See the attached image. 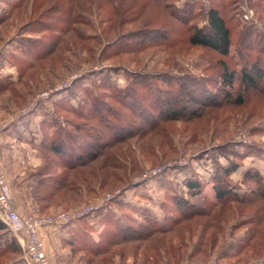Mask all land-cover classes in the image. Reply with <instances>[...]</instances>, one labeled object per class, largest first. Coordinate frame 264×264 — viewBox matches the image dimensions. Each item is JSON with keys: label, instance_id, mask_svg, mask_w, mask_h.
<instances>
[{"label": "rangeland", "instance_id": "rangeland-1", "mask_svg": "<svg viewBox=\"0 0 264 264\" xmlns=\"http://www.w3.org/2000/svg\"><path fill=\"white\" fill-rule=\"evenodd\" d=\"M190 5L196 9L181 11L179 20L176 13ZM212 5H223L226 17L231 18L232 44L226 63L240 68L245 63L240 55L248 62H264V54L252 42L264 35V0H0V158L14 207L22 218L75 214L90 208L63 226L39 230L41 252L48 264H87L95 254L94 246L116 223L138 228L148 225L145 220L151 218L164 225L175 215L172 197H183L197 207L203 206L205 198L213 202L214 159L222 166L239 165L229 178L238 194L257 190L254 181L244 180L243 174L249 171L264 176V97L250 94L236 109L168 125L176 151L161 134L143 132L95 157L84 174L89 185L77 181L73 193L56 197L47 208L34 200L33 192L46 178L47 170L56 168L52 174L62 170L47 146L66 145V154L80 152L78 147L94 137L111 133L95 119L104 102L125 116L121 121L113 120L116 127L142 125L140 118L134 119L128 110H122L125 107L108 98L128 89L134 78L146 80L149 88L156 90L165 88L166 75L213 77L218 56L187 40L189 29L204 25L197 8L204 16ZM168 30V41L135 43L141 33L160 35ZM243 37L247 39L241 43ZM134 89L146 93L139 85ZM216 117L221 120L213 123ZM194 134L200 135V140L189 143ZM164 151L165 157L156 162L158 152ZM118 155L125 157L119 161L125 172L101 168L102 164L110 166ZM133 165H139L140 171L134 168L136 172L129 177L128 169ZM124 173L129 177L126 181ZM193 177L202 186L198 195H191L186 184ZM257 210L264 218V207L259 209L258 205L237 215V211L225 209L223 236L215 246L206 254L192 255L195 245L190 242L181 248L183 256L178 264H264V233L255 236L259 240L246 239L251 232L257 234L256 229L264 232V223L252 218L244 224ZM198 222H185L180 227L195 235ZM175 233L125 245L128 253L132 251L125 256V264L133 263L134 248L156 243H172L177 248L181 241ZM235 245H241L239 255L230 249ZM25 248L23 235L6 226L0 233V264H29ZM113 260L120 262L118 256ZM161 263H166V258Z\"/></svg>", "mask_w": 264, "mask_h": 264}, {"label": "trees", "instance_id": "trees-1", "mask_svg": "<svg viewBox=\"0 0 264 264\" xmlns=\"http://www.w3.org/2000/svg\"><path fill=\"white\" fill-rule=\"evenodd\" d=\"M195 6L190 5L183 10H179L176 13L178 15L177 18L180 20L182 17L181 11H183L182 14L189 13L192 9H196ZM222 7L223 5H212L207 9L204 16L201 15L200 7H198V14L204 19V25L201 27L195 26L188 30L187 40L190 45L213 51L218 56L219 59L216 61L217 67L215 68L213 77L212 75L205 76L202 74L199 76L184 73L175 77L166 75L165 88H157L156 90L149 88L151 86L147 84L148 82L146 80L143 81L141 78L136 80L134 78V81L128 89L118 90V94L112 95L113 97H108L120 106L125 107L122 110H128V113L134 119L137 120L140 118L142 125L138 124L135 127V125H129L128 123L126 126L120 124L121 126L116 127L113 120L114 122H117V120L121 121L125 116H123L122 111L115 110L112 105L104 102V108L100 109V112L96 111L99 114H97L95 119L103 125L104 130H110V134L108 133L102 136L104 134L102 133V135L96 138L94 137V140L89 141L85 146L78 147L80 152L74 151L73 153L66 154L64 150L66 145L61 146L51 143L47 146V151L53 159L59 161L58 163L62 165L60 166L62 170L57 174H52L51 171L56 170V168L52 167L51 171L47 170L45 174L46 178L38 182L33 195L36 202L43 204L42 208L50 206L56 197H64L69 193H73L77 188V181L85 182L89 185L91 182L87 181V176H84L85 171L90 168L89 163L95 160V157L98 158L105 155L114 144H122L134 137L140 136L139 134L143 132H155L161 134L167 142L171 141V147L176 151L172 142L173 136L167 129L168 125L179 122H192L204 114L211 115L218 110H224L226 108L236 109L243 105L245 97L250 94L264 97V62L260 64L255 59L252 62H248L240 55L245 63L239 68L236 63L231 67L225 61L232 44L233 27H231L230 23L231 18L226 17ZM152 32L149 35L141 33L139 40L135 43L138 45L141 42L142 44L146 42L148 44H159L161 39V42L168 41L169 39L170 30L167 33L162 32L164 34L160 35L158 32H153L156 34H152ZM245 37L242 38L241 43L247 39ZM247 37L250 36L247 34ZM252 42L256 43L254 48L259 53L264 54V35L262 34L261 37L256 36ZM135 83L137 86L139 85L141 88L146 89V93L140 94L136 92L137 90L134 89L136 87ZM154 87H156L155 84ZM97 108L99 107L97 106ZM212 120L215 123L221 119L216 117L212 118ZM104 123L106 124L104 125ZM133 123L134 121L131 120L130 124ZM203 134H207V129ZM197 135H192V138L190 137L188 139L190 141L189 143L199 141L200 135ZM222 151L218 153L221 154ZM166 154V151L162 153L158 152L154 160L156 159V162L160 161ZM122 159H125V157L118 155L117 159L110 162V166L102 164L101 168L105 169L107 167V170L118 169L125 172V165L119 163ZM136 167L137 171H140L139 165L131 166L128 169L130 170V173H128L129 177L136 172L134 170ZM238 168L239 165L236 163L222 166L218 163L217 159H214V176L211 180L213 202L205 198L203 206L197 207L183 197H172L170 198V202L173 205L171 209L175 212V215H173L171 220H166L164 225L156 224L151 218L145 220L148 225H141L138 228H134L131 225H127L126 227L118 222L119 224L116 223V227L114 226V229L104 236V239L97 243L96 247L94 246V250L92 251L95 254L88 260L87 264H115L113 257L116 256H118V261H120L118 264H125V256L132 253V251L130 253L126 251V248H124L125 245L137 242L143 243L156 236H159L156 239L165 238L168 233L174 230H176L175 234L180 237L181 241V244L177 248L172 243H156L155 246L150 245V247L146 246L142 249H138L139 247L134 248L132 264H160L163 258H166V263L161 264H178L183 256L181 248L187 246L190 242L195 245V247L192 245V255L197 252L208 253L211 250L210 248H213L219 240V236H223L220 232L223 229L221 224H224L226 219L222 217L225 209L237 211V215L241 214V212H249V209L253 205H258L259 209L264 207V176L245 171L243 179L253 180L257 190L249 194L241 195L237 193L229 181L230 176ZM91 171L93 172V169ZM123 175H126L124 180H128V175L126 173ZM79 179H82V181ZM117 179H120V176H117ZM189 179L186 181V184L190 194L198 195L201 192V184L196 177ZM101 186L104 187L105 185L102 184ZM259 211L257 210L251 217L245 218L244 224L251 223L246 221L252 218L257 223H264V220L260 221L263 215L258 213ZM203 219L206 220L202 223L201 221ZM194 220H198L199 222L197 224L200 226L195 235L191 229L183 230L180 227L183 223ZM5 230V224L0 221V233ZM256 232L257 234L251 232L246 239L250 240L255 238L259 240V236H255L259 235V233L263 234L264 232L260 228L258 230L256 229ZM115 247H119V249L112 250ZM200 249H202V252ZM230 249L234 251V255H239L241 253L240 251H242L241 245L230 246Z\"/></svg>", "mask_w": 264, "mask_h": 264}, {"label": "built area", "instance_id": "built-area-1", "mask_svg": "<svg viewBox=\"0 0 264 264\" xmlns=\"http://www.w3.org/2000/svg\"><path fill=\"white\" fill-rule=\"evenodd\" d=\"M245 20L248 21L249 18L245 17ZM37 98H42V96ZM30 107H28L27 112L31 109ZM2 132L3 127L0 124V146ZM89 211L90 208L76 211L75 214L59 213L55 216L20 217L14 207L4 166L0 158V221L12 232L23 235L26 242L25 256L29 264H48L45 255L41 252V244L38 238V232L41 228L63 226L71 219L82 217Z\"/></svg>", "mask_w": 264, "mask_h": 264}, {"label": "crops", "instance_id": "crops-1", "mask_svg": "<svg viewBox=\"0 0 264 264\" xmlns=\"http://www.w3.org/2000/svg\"><path fill=\"white\" fill-rule=\"evenodd\" d=\"M254 167V166H253Z\"/></svg>", "mask_w": 264, "mask_h": 264}]
</instances>
